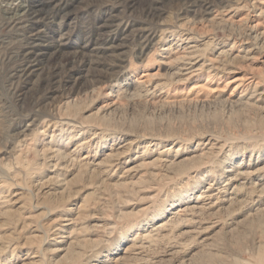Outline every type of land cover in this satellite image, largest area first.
<instances>
[{
  "label": "rangeland",
  "instance_id": "rangeland-1",
  "mask_svg": "<svg viewBox=\"0 0 264 264\" xmlns=\"http://www.w3.org/2000/svg\"><path fill=\"white\" fill-rule=\"evenodd\" d=\"M0 264H264V0H0Z\"/></svg>",
  "mask_w": 264,
  "mask_h": 264
},
{
  "label": "bare ground",
  "instance_id": "bare-ground-1",
  "mask_svg": "<svg viewBox=\"0 0 264 264\" xmlns=\"http://www.w3.org/2000/svg\"><path fill=\"white\" fill-rule=\"evenodd\" d=\"M30 6V5H29ZM25 6L24 5H20L19 8H18V11H20V14H21V18L24 19L23 22L19 21L18 18L17 19H13V20H17L18 23H23L25 24V22H31L34 18H36V16L40 15V13H42V10H36V9H32L31 7L30 8H27L25 7L26 9L25 10H22V8H24ZM44 7V6H43ZM13 9V8H11ZM43 9V8H42ZM14 10V9H13ZM22 10V11H21ZM12 20V19H11ZM12 20V21H13ZM26 26H28L27 24H25ZM25 26V27H26ZM26 30L29 32L31 31L29 27H26ZM35 34V33H34ZM33 34V35H34ZM38 34H36L37 36ZM31 38H28V40H30ZM147 44V42H146ZM143 47V46H142ZM31 54V53H30ZM34 56H37V55H34ZM188 65V64H187ZM192 65V64H191ZM26 72L28 70V66H26Z\"/></svg>",
  "mask_w": 264,
  "mask_h": 264
}]
</instances>
